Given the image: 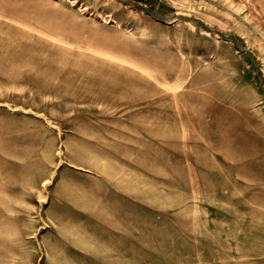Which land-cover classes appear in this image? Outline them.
I'll return each instance as SVG.
<instances>
[{"label": "rangeland", "instance_id": "rangeland-1", "mask_svg": "<svg viewBox=\"0 0 264 264\" xmlns=\"http://www.w3.org/2000/svg\"><path fill=\"white\" fill-rule=\"evenodd\" d=\"M6 178L0 264H264V0H0Z\"/></svg>", "mask_w": 264, "mask_h": 264}, {"label": "crops", "instance_id": "crops-1", "mask_svg": "<svg viewBox=\"0 0 264 264\" xmlns=\"http://www.w3.org/2000/svg\"><path fill=\"white\" fill-rule=\"evenodd\" d=\"M8 180H7V178L4 180L1 179V183H0L1 193H3V190L7 188ZM73 206H75V205L73 204ZM74 209H76V208H74ZM57 240L58 241H56V245L54 246V248L61 247L60 245H62V247L64 248L62 251H60V253L64 252V255L67 256V254L69 255L68 252L82 251L83 253L86 254V257H89V246L88 245L86 246L82 243H80V245H78L76 241H74L70 238L64 237V236H61V237L59 236V238ZM58 244H59V246H58ZM106 256H108V254L101 255V257H106Z\"/></svg>", "mask_w": 264, "mask_h": 264}]
</instances>
